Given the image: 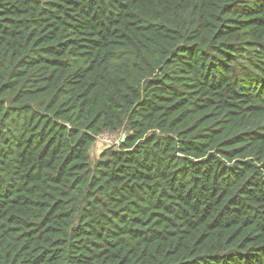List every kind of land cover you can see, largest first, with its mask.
I'll return each instance as SVG.
<instances>
[{"label": "trees", "instance_id": "1", "mask_svg": "<svg viewBox=\"0 0 264 264\" xmlns=\"http://www.w3.org/2000/svg\"><path fill=\"white\" fill-rule=\"evenodd\" d=\"M0 264H264V0H0Z\"/></svg>", "mask_w": 264, "mask_h": 264}, {"label": "rangeland", "instance_id": "2", "mask_svg": "<svg viewBox=\"0 0 264 264\" xmlns=\"http://www.w3.org/2000/svg\"><path fill=\"white\" fill-rule=\"evenodd\" d=\"M109 134V133H108ZM126 132L125 131H122L121 133L119 134H110V135H116V136H110L111 139H112V143H114L113 145L111 144H105V142L102 141V139L100 138L99 141L97 140V148L95 149V153L97 156H99L101 154V150L102 148L107 145V146H114V145H119L121 143V140L123 141V138L125 136ZM119 143V144H118ZM96 157V156H95Z\"/></svg>", "mask_w": 264, "mask_h": 264}, {"label": "built area", "instance_id": "3", "mask_svg": "<svg viewBox=\"0 0 264 264\" xmlns=\"http://www.w3.org/2000/svg\"><path fill=\"white\" fill-rule=\"evenodd\" d=\"M112 136H116V135H110V134H104V135H102L100 138L102 139V141L103 142H105V144H111V145H113L114 143H112V139H111V137ZM99 138V139H100ZM99 139H98V141H99ZM124 139V138H123ZM122 141V140H121ZM119 144V143H118ZM120 145V144H119ZM105 146H107V145H105Z\"/></svg>", "mask_w": 264, "mask_h": 264}]
</instances>
